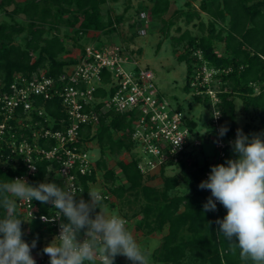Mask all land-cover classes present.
I'll use <instances>...</instances> for the list:
<instances>
[{"label":"trees","instance_id":"16d2710c","mask_svg":"<svg viewBox=\"0 0 264 264\" xmlns=\"http://www.w3.org/2000/svg\"><path fill=\"white\" fill-rule=\"evenodd\" d=\"M108 1L118 0H0V10L8 18L0 22V81L8 83L15 72L31 73L44 69L47 75L61 73L67 64L76 61V57H61L69 50L65 46L64 37L59 34V27H69L81 38L89 32L115 31L123 14L113 17L109 15L104 19L101 6ZM144 1L142 11L148 10L153 18L159 20V29L165 37L174 24V16H184L186 23L200 19V12L194 10L189 1L185 2L187 10L175 9L171 15L173 17L168 19H165V15L169 12L171 0ZM9 6L12 8H8ZM199 9L210 17L208 22L201 21L197 24L202 33L194 35L189 30H184L180 35L171 37L177 46L183 47V52L177 54L176 58L186 65V90L194 68L201 63L193 53L200 50L203 60L210 66L230 69L227 72L221 71L216 76L219 78V102L216 107L221 112L218 126L228 127L225 136L234 140L236 138V97L240 98L244 111L252 109L256 112L259 121V126L245 123L241 129L243 133L249 137L264 134V0H199ZM17 16L24 17L25 23L18 22ZM137 23L143 24L141 19L134 26ZM219 23L221 24L218 25ZM216 26H219V30H216ZM215 40L223 45V55L216 52ZM195 101L210 107L207 95H196ZM52 103L55 105L53 109L49 106ZM47 104V111L54 117L65 116L59 101L51 100ZM187 119L189 126L195 128L196 122L189 117ZM131 130V120L126 113L110 111L100 119L93 139L102 153L105 150L110 153L130 151L135 146L129 138ZM261 138L264 139V136ZM224 152L217 165L226 166L227 160L236 158L231 145ZM199 159L192 152L184 153V157L176 164L179 171L171 175H165V166L161 167L158 174L162 183L158 187L146 183L156 174L141 173L137 160L133 157L116 162L125 181L118 184L114 169L108 168L101 157L97 166L103 170L106 189L115 199H102L101 205L109 204L111 209L117 207L119 216L133 220L135 230L143 235L166 230L153 252L154 264H252L250 260L240 259L239 249L233 255L228 248L229 242L216 234L218 225L215 221L222 220L227 214L223 205L213 199L217 210L203 212V205L211 192L199 189L198 185L210 163L207 159ZM47 165L48 162L38 163V169L30 177L28 184L36 186L42 182H53L63 188L61 179L48 180ZM21 172L20 169L0 168V184L14 180V176ZM89 178L95 180L94 176ZM80 180L83 193L80 192L77 199L82 197L87 201V193L92 189L85 177ZM180 183L185 184L188 193L169 194ZM33 201L40 212L49 211V204ZM6 216V210L0 205V219ZM17 217L24 222L22 216L17 214ZM64 219L67 223L66 218ZM209 221L212 223L208 226ZM21 227L25 233L23 238L27 240L37 237L53 238L51 229L37 220L30 222L27 229L24 223ZM85 264L101 263L86 261ZM114 264L131 262L123 256H117Z\"/></svg>","mask_w":264,"mask_h":264},{"label":"built area","instance_id":"2783aa9c","mask_svg":"<svg viewBox=\"0 0 264 264\" xmlns=\"http://www.w3.org/2000/svg\"><path fill=\"white\" fill-rule=\"evenodd\" d=\"M193 54L201 63L194 68L189 87L192 94L209 97L212 132L203 134L197 127L189 126L184 112L173 107L157 88L153 71L141 65L137 47L90 44L79 50L74 63L67 64L55 76L38 69L31 73L15 72L8 83L0 81V168L22 170L14 179L23 178L28 183L38 163L48 162L47 177L61 179L64 190L78 196L83 188L80 178L85 177L92 190L110 201L105 187L93 189L103 177L97 167L98 158L91 156L90 149L94 147L100 119L111 111L126 113L131 120L129 138L135 144L132 157L143 174H151L163 166H176L184 153L212 142L216 155L201 176V181L207 180L210 168L217 165L224 149L234 141L224 135L219 143L214 142L218 138L219 118H213V112L218 110L219 97L217 89H210L211 82L218 79L217 74L230 69L210 66L200 50ZM51 100L59 101L64 117L56 118L47 111V102ZM49 106L53 109L55 105ZM182 136L180 147L173 152ZM48 207V212H40L34 201L30 204L16 199V212L22 216L25 229L37 220L49 227L55 238L60 223L66 222L55 208L50 204ZM42 216L49 221H41ZM34 259L36 264L46 262ZM95 262L101 263L99 256Z\"/></svg>","mask_w":264,"mask_h":264},{"label":"clouds","instance_id":"9594fccd","mask_svg":"<svg viewBox=\"0 0 264 264\" xmlns=\"http://www.w3.org/2000/svg\"><path fill=\"white\" fill-rule=\"evenodd\" d=\"M219 110L213 112L218 119ZM203 133H207L209 129ZM228 127L221 126L215 143L227 133ZM264 134L245 135L236 130L231 142L235 159L227 160L226 166L218 164L210 168L207 180L198 188L210 190L211 196L203 205V212H215L216 203L227 210L224 218L217 219L216 234L226 239L229 251L235 255L239 249L242 261L264 264ZM184 137L179 138L173 148L175 152ZM186 188V194L188 193ZM81 193L83 191L81 190ZM0 205L7 216L0 219V264H36L31 252L36 248L37 238L25 242L22 224L17 217L16 199L31 204L33 200L50 204L59 217L67 223H60L59 235L43 248L49 257V264H85L94 262L99 256L101 264H114L117 256H123L131 264H150V255L142 250L133 235L126 229V220L110 215L104 206L102 195L97 190L89 191V199H77L71 190H64L53 182H42L31 186L23 178L8 180L0 184ZM12 197V198H10ZM48 222V217H40ZM212 222H208V226ZM55 239L59 244L53 243Z\"/></svg>","mask_w":264,"mask_h":264},{"label":"rangeland","instance_id":"374dc122","mask_svg":"<svg viewBox=\"0 0 264 264\" xmlns=\"http://www.w3.org/2000/svg\"><path fill=\"white\" fill-rule=\"evenodd\" d=\"M186 1L191 3V6L194 10L196 9L200 12V19H194L192 22L186 23L184 16H171L175 9L187 10L188 6L185 5ZM143 5H145L144 0H118L117 2L108 1L107 3L103 4L101 6V12L104 19H107L109 15L113 17L117 14H123L122 21L117 25L116 30L113 32L107 30L103 31L102 33L89 32L87 35L81 38L76 36L73 29L60 26L59 34L64 37L65 46L69 50L67 53L62 54L61 57H76L80 48L90 44L103 45L108 43H116L137 47L139 49V61L141 65H144L153 71L157 88L170 101L171 105L173 107H180L187 117L193 119L196 122L197 130L200 133H204L206 131L204 128L209 129L208 133L212 132L209 126L210 120L212 118V109L203 102L195 101L196 95L191 93V88H189L188 85V90H186V65L184 62L178 61L176 58L177 54L183 52V47L180 45L177 46V44H175V42L171 39L172 36H178L184 30H189L194 35H200L202 32L198 30L197 24L201 21L204 23L208 22L210 17L199 9V0H171L170 9L167 15H165V19L173 17L174 24L170 27L168 36L165 37L159 29L161 26L159 20L153 18L148 10L142 11L141 7ZM12 6H9L8 8H12ZM143 16H145V18H143ZM16 18L18 22L25 23L24 17L17 16ZM140 19L143 22V30L139 29L141 26H137L140 23H137L136 26H134V23L138 22ZM5 20H8V18L5 16L4 11L0 10V22ZM144 20L147 21L146 24L144 23ZM220 24L221 23L218 25ZM177 27L179 29H177ZM216 30H219V26H216ZM98 35L100 37L96 38ZM95 38L97 40H95ZM214 48L219 55L224 54V47L218 40L214 41ZM218 79L211 82L210 89L219 88ZM256 90H258V88H256ZM235 105L236 121L237 127L239 129H242L245 123H250L253 126H259V121L255 111L252 109L244 111L242 109L241 100L238 97L235 98ZM92 144L94 147L90 149L91 156L96 159L103 157L106 166L108 168L114 169L118 178L117 183H124L125 181L122 177V174L119 172L116 162L118 160H129L132 158V150H121L116 153H110L108 150H105L102 153L96 141H93ZM192 154L199 157V160L202 161L207 159L210 163L213 161V158L216 155V150L212 142H205L202 144L200 149L195 148ZM98 169L100 170V176H102L103 170H101L99 167ZM178 171L179 168L176 165L165 167L164 173L165 175H171L177 173ZM158 173L159 170L153 171L151 175H156H154L153 178L148 179L146 183L158 187L161 186V177ZM55 178L56 177L49 178L48 180H53ZM94 187L98 189L101 187L106 188V184L103 180L101 181V179H99L98 182L94 184L93 189ZM185 192V184L180 183L176 188L170 190L169 194H182ZM111 200L114 201V197H111L110 201ZM104 206L107 207L108 213L110 215L114 214L119 216L117 207L115 209H111L109 204H104L100 206L101 210H103ZM126 222L127 230L133 235L135 241L141 246L142 250L146 251L150 255V264H154L155 262L153 259V252L160 244L161 238L163 234L166 233V230L162 232H154L152 235L146 236L135 230L133 220H127ZM23 239L28 243H31L32 241L25 238ZM44 241L48 242V238L37 239L36 248L32 250L31 255L36 259L42 258L46 261L44 262L45 264H49V257L44 254L42 250L51 242L46 243Z\"/></svg>","mask_w":264,"mask_h":264},{"label":"crops","instance_id":"0c3cea01","mask_svg":"<svg viewBox=\"0 0 264 264\" xmlns=\"http://www.w3.org/2000/svg\"><path fill=\"white\" fill-rule=\"evenodd\" d=\"M43 239H47V237H45V238H43ZM54 239V237L53 238H48V242L47 241H44V242H46V243H49V242H52V240ZM55 244H57L56 242V240H54L53 241ZM47 264V263H46Z\"/></svg>","mask_w":264,"mask_h":264},{"label":"water","instance_id":"95a60500","mask_svg":"<svg viewBox=\"0 0 264 264\" xmlns=\"http://www.w3.org/2000/svg\"><path fill=\"white\" fill-rule=\"evenodd\" d=\"M140 24H138L137 26L139 27Z\"/></svg>","mask_w":264,"mask_h":264}]
</instances>
